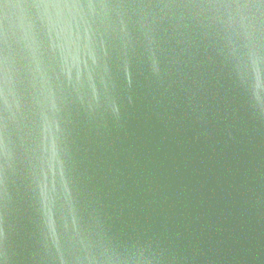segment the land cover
<instances>
[{
	"label": "water",
	"instance_id": "1",
	"mask_svg": "<svg viewBox=\"0 0 264 264\" xmlns=\"http://www.w3.org/2000/svg\"><path fill=\"white\" fill-rule=\"evenodd\" d=\"M0 264H264V0H0Z\"/></svg>",
	"mask_w": 264,
	"mask_h": 264
}]
</instances>
